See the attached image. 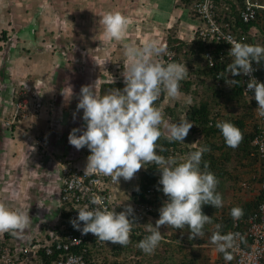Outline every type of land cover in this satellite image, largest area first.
<instances>
[{"label":"built area","instance_id":"1","mask_svg":"<svg viewBox=\"0 0 264 264\" xmlns=\"http://www.w3.org/2000/svg\"><path fill=\"white\" fill-rule=\"evenodd\" d=\"M175 1L199 19V23L192 27L190 41L197 38L220 44L224 48L219 52L205 50L201 54L196 51L195 54L176 55L167 41L151 45L149 52L153 51L154 57L143 65L145 73H141L135 83L136 89L143 92L136 107L142 111L137 130L128 135V139L118 136L109 141L108 137L101 135L92 144L85 139L83 149L88 155V162L84 166L65 154L56 159L61 174L56 216L52 220L45 217L29 244L20 245L6 233L9 230L7 222L23 220L20 216L22 213L16 209L9 211L4 221L6 226H0V264H106V249L110 248L115 238L125 236L130 240L132 233L145 235L143 223L146 219H154L152 212L156 209L150 201L155 199L158 186L153 185L144 190L137 185L130 190L126 200H119L118 172L126 174V171L113 160L115 148L127 140L153 137L154 129L162 126L159 125L163 120L161 115H167L164 108L169 101L168 74L173 71L176 78L184 72L183 67L188 66L197 70L184 76L185 80L194 81L193 87L196 88L197 82L206 81L220 93L217 114L209 121L210 126H223L241 112V108H227L226 104V95L234 88L236 75L242 96L247 106L254 111V136L251 143L256 148L257 160L241 186L253 195L261 196V200L246 218H241L239 212L234 211L232 219L237 229L230 231L229 241L217 247L220 250L229 248L234 253L231 264H264V82L260 74L264 31L262 25L251 23L258 20L257 13L264 8V0ZM238 20L251 25L243 28L242 24L236 23ZM223 62L235 63L237 66L226 73L215 72L212 77L201 72L205 67L212 68ZM108 72L109 68L106 69L107 75ZM150 81L154 89L148 90ZM98 106H101L100 103ZM186 113L187 108L183 115L186 116ZM15 117L16 114L13 118L6 117V125L11 126ZM37 144L38 147L48 148V137H38ZM152 148L158 149L154 143ZM169 150L168 159L178 160L180 153L172 146ZM152 160L153 155H148L144 167ZM164 175V171L159 172L157 180L161 181ZM141 192L147 199L142 200ZM241 230H245L244 242ZM145 236L150 238L153 234Z\"/></svg>","mask_w":264,"mask_h":264},{"label":"crops","instance_id":"2","mask_svg":"<svg viewBox=\"0 0 264 264\" xmlns=\"http://www.w3.org/2000/svg\"><path fill=\"white\" fill-rule=\"evenodd\" d=\"M90 1L87 0V3ZM127 2L130 3L129 6ZM113 3L114 0H110V6L115 7ZM82 4L83 0H0V224H3L6 210L9 209L6 202L12 200L11 203L15 204L16 211H21L25 217V223L16 227V234L20 228L34 229L45 217L52 216L54 206L51 203L60 196L58 178L60 172L54 165L52 159L54 156H51L52 150L59 147L54 140L62 141L63 138L65 142L63 148L66 153H70L67 151L74 150L75 143L78 145L85 140V128L93 127L99 112L97 109L99 99L94 98L95 103H85L82 106L81 103L75 102L77 101L75 97L67 95L66 90H70L71 86L75 87L77 80L74 79V84H66L64 71L60 73L62 66L59 64V58L65 60L59 49L63 48L65 42L59 44V47L53 45L58 39L67 40L77 33L76 30L65 31L64 24H67L68 19H75V28H80L79 24L81 26L83 23ZM121 6L125 8V17L126 15L130 18L134 17L132 19L110 17L106 23L110 24V53H112L110 58L114 55L113 52L120 55V59L116 61L110 59V77L124 82L134 83L143 72L136 62L140 58L134 57L138 54L142 57L144 51H149L150 43L167 39L172 31L180 39L189 41L193 36L192 27L199 23L198 18L194 17L186 7L177 5L175 0H122ZM54 9L59 11L58 14ZM173 19H179L178 27L173 25ZM119 22L123 25L129 22L136 31H132L133 33L118 31ZM94 29L93 25L90 30ZM3 30L7 31V35L13 30L16 34V42H13L8 49L5 48V41L1 38ZM142 31L146 36L143 35V39H140L139 34ZM78 33L81 34L82 31ZM113 33L122 36L121 44L112 41ZM132 40L137 43H132ZM147 43L149 45H146ZM115 45L119 46L118 50L115 49ZM137 49L142 51L139 52ZM7 51L10 60L4 74L1 69L5 65L4 56ZM92 59H83V61L93 63L95 60ZM73 61L75 62V59ZM74 62L70 63L74 65ZM126 62L132 64L128 69L126 68V72L132 70V73L121 74V70L124 71L122 65ZM114 63L120 64L114 65ZM65 64L66 61L63 66ZM114 70L118 76H115ZM56 71L57 76L63 78L54 79ZM75 72L77 79H80L79 73ZM96 74L89 71V80L85 79L88 88V84L91 85L92 82L95 85V81L99 83L98 87L101 86V79L106 75L97 74L96 77ZM85 75L86 73L84 78ZM83 80L81 83H84ZM81 86L82 84L79 88ZM19 87L23 91L17 97L14 89ZM17 103L22 108L19 109L15 123L7 126L5 117L17 110ZM74 103L75 106L79 105L76 113ZM79 113L84 116L81 117L82 114L78 115ZM76 123L81 125L78 126ZM43 134L49 138L54 137L48 149H42L37 145L38 137ZM72 139L75 141L74 144H70ZM81 146H78L79 149ZM16 241L19 242V239L16 238Z\"/></svg>","mask_w":264,"mask_h":264},{"label":"trees","instance_id":"3","mask_svg":"<svg viewBox=\"0 0 264 264\" xmlns=\"http://www.w3.org/2000/svg\"><path fill=\"white\" fill-rule=\"evenodd\" d=\"M182 1L187 2L189 0ZM257 14V19H264V8L259 9ZM254 22L256 21L251 23ZM236 23L242 24L243 28H248L251 25V23H242L240 20L236 21ZM1 38L6 41L8 48L12 46L13 39L16 37L8 38L7 31L3 30ZM167 40L169 47L175 50L176 55L195 54L196 51L201 54L205 50L219 52L224 48L220 44L208 43L197 38L191 41L180 39L175 32L173 35H169ZM57 41L60 42L59 39ZM63 48H66L64 43ZM73 52H75L73 53L74 56L78 57V51L73 50ZM5 56V65L1 69L4 74L8 65V60ZM261 65L260 74L264 82V55H262ZM236 66L235 63L223 62L216 64L212 68L205 67L201 72L212 77L215 72L223 71L226 73L235 69ZM142 70V73H145V68ZM76 71L80 73V71ZM183 71V73L175 76L176 78L172 83V91L174 94L184 93L189 95L191 99L188 102L186 118L193 123V134L186 135L182 133V127L179 125L172 135L165 133L162 127H156L153 137L159 146V150L154 155L152 162L140 171L141 189L145 190L153 185L158 186L154 195L155 199L150 201L156 209L153 213L157 217L162 218V221L168 223L170 227H173L174 231L170 236L173 237L172 240H176L178 243L175 245L173 243L165 244L159 238H148L145 235L150 232L146 227L143 229L145 235L132 233L130 241L125 236L120 239L115 238L110 243V248L106 249V264H121L118 259L124 254V251L134 260L135 264H210V256L206 253V249V252L204 251L203 245L212 238L215 241L222 240V238L228 236L229 230L232 228L233 219L231 214L235 205L220 206L218 189L223 183V178L231 175L230 169L225 165L226 161L230 162L232 158H235L241 165L245 163L250 167L257 160L256 148L251 146L253 134L247 131V120L251 111L245 112L239 117L231 118L225 126H210L209 121L217 114L216 105L220 93L215 89L214 85L212 87L206 81L197 82L195 88L193 87L194 81L185 80L184 76L197 72L193 66L183 67ZM173 76L174 72L171 71L168 74V80ZM75 80L79 82L76 76ZM126 82L117 78L102 84V94L99 99L101 110L96 116L95 127L92 132L96 138H99L104 133L108 138H113L117 137L121 130L129 133L130 130L134 129V126L128 128L123 118L126 116V111L132 110V108L136 110L138 116L139 114L141 115L142 111L137 110L136 107L143 92L138 91L134 83ZM204 85H206L207 89L210 87L213 90L209 89V92L205 88L207 92L203 91ZM240 86L238 75H236L234 88L229 95H226V102L230 105L233 103L237 107L247 105L245 98L242 96ZM148 87V90L154 89L152 81L149 82ZM168 96L172 97L170 91ZM178 97L181 99L179 94ZM179 105L180 102L177 99L174 105L171 106L170 103L165 105V112L169 111L171 115L176 114L175 109L172 108L176 107L177 109ZM155 106L157 107V105ZM248 108L250 110V107ZM116 110L118 113L115 112ZM112 120H115V126L114 128H109V121ZM132 122L134 123L135 119ZM187 137H190L195 142V145L185 147L183 139ZM170 146L180 153L178 161L177 159L174 160L175 162L177 161L174 164H177L180 173L178 181L181 180L180 182L185 189L178 186L177 183L173 184L171 182L173 178L172 171L168 168L165 169ZM252 152L254 155H251ZM189 161L193 163L192 169L187 168ZM251 169L252 167L244 171L249 173ZM161 171H164L165 175L161 181H158L157 175ZM196 172L200 174V180H195ZM141 195L142 200L147 199L143 196V192H141ZM260 198L256 196L250 201H243L235 210L239 211L241 218H246L254 211ZM235 204L238 205L237 203ZM180 230L185 234H179ZM143 244L147 247H144ZM186 244L190 246L186 247ZM233 258L234 253L231 250H220L219 257L214 262L215 264H226V259L232 262Z\"/></svg>","mask_w":264,"mask_h":264},{"label":"rangeland","instance_id":"4","mask_svg":"<svg viewBox=\"0 0 264 264\" xmlns=\"http://www.w3.org/2000/svg\"><path fill=\"white\" fill-rule=\"evenodd\" d=\"M113 4L115 7L110 6V0H91L88 3H87V0H83V4H82V7H83V12H82L83 23L81 26L79 24L80 28L79 29L75 28L76 27L75 19H68V21L65 20V21H67V24H64V26H65L64 30L65 31L74 32L76 30L77 33H74L73 35H71L69 37L71 39H69V38H67V40L59 39L60 42L59 41L53 42V45H56L57 47L60 46L59 44H62L63 42H65L64 46L66 48H60L59 49L64 56L63 57L64 60L66 61V64L63 66L65 61H63V59L59 56L60 57L59 58V64L62 66V67H60L61 68L60 73H62L64 71V75L66 76L65 80H64L65 83L66 84L67 83H69V84L73 83L74 84V79L76 76L75 71L76 70L80 71V73H79L80 79H78L79 82L75 81V84H74L75 87L71 86L72 88L70 90H66V91L68 93L67 95L75 97L77 99V101H75V102L79 103V104L81 103L82 106H84L85 103H90V104H92L93 102L95 103V99L98 100L102 94V85L99 88L97 86L99 83H96V81H95V85H93L92 82H91V85L88 84L89 85V88H88L86 80L87 79L89 80V75H88L89 71H92L95 74L97 73V74L102 76L104 74L107 75L106 69L109 68V72H108L109 74H108L107 78L111 80L112 77H110V59H111V61L112 60L116 61V60L120 59L119 58L120 55H117L116 52H113L114 55H111V58H110V54H112V53H110V36H109L110 35V24H108V22L106 23V20L110 19V17H112V18L114 17V19L119 18V17H121V19H126V18L132 19L134 17L133 16L132 18H130L128 15H126V17H125V14H126L124 12L125 8L121 6L122 0H114ZM127 4H128V2H127ZM129 5H130V3L128 4V6ZM117 6L118 7L120 6V7L118 8ZM54 10H56V9H54ZM56 12L58 14L59 11L56 10ZM61 15L63 16V13ZM178 21H179V19H173V25L175 27L179 26ZM261 22H263V19H261ZM93 25L95 26V29L92 31V30H90V28L92 29ZM152 25L154 26L155 22ZM117 26H118V29H117L118 31L123 30V31H127V33H128V31H130V33L132 31H136L135 28L132 29L133 26L131 24H129V22L127 24L124 23V25L121 24V22H119L117 24ZM77 27H78V24H77ZM80 30L82 31L81 34L78 33V31H80ZM113 34H114V36L112 37V41L115 44H118V43L121 44L123 42L122 36H120L117 33H113ZM143 35L146 36L143 31L140 32L139 38L143 39V37H144ZM72 36H75V37H72ZM7 37L8 38L9 37H13V38L16 37L14 30L12 31L11 34L7 35ZM140 39H139V41H140ZM132 41H133L132 43H137V42H135V40H132ZM162 41H158L157 43L162 42ZM13 42H16V38L13 39ZM157 43L152 42L150 44L153 45V44H157ZM146 45H149V44L147 43ZM5 48L6 49L9 48V47L7 48L6 41H5ZM117 48L119 49V46L116 47V45H115L116 50H118ZM74 49L76 51H78V53H79L78 57L74 56V54H73V53H75V52H73ZM137 51L141 52L142 50L140 51V49L139 50L137 49ZM8 56H9V51L6 54L8 64H9L10 59ZM136 56L134 57L135 59L136 58L141 59V60L138 59L136 61L138 64L137 63L136 64L139 65L138 66L139 69L142 70V69H144L143 65H146L150 61H152L154 54H153V51L149 52L148 50H146L143 52L142 57L140 54H138ZM92 58L95 60V61H93V63L90 61L89 62L83 61V59L90 60ZM74 59H75V62L73 61ZM126 59H128V58H126ZM70 62H74V65L78 66V68H76ZM119 64L120 63H114V65H119ZM131 65L132 64L129 62L124 63L122 65V68H124L125 72L123 70H121L120 73L121 74L132 73V70L126 72V68L128 69V67H130ZM7 67H8V65H7ZM106 67H108V68H106ZM114 71H115L114 72L115 76L116 75L118 76V74H116V70H114ZM118 72H119V70H118ZM7 73L8 74L10 73L9 68H8ZM84 73H86L85 78H84ZM55 74H56V77L54 79L58 78V80H59V79L63 78V76H60V75L57 76L58 75L57 71L55 72ZM97 74H96V77H98ZM83 78H84V80H83ZM115 78H117V77H115ZM81 80H83L84 83H81ZM168 81H170V87L169 88L171 91L173 89V86H172L173 82H172L171 78H169ZM80 84H82L81 88H79ZM207 86H208V84H207ZM205 88H206V85H204V89H202V90L203 91L208 90L210 92L209 89L206 88V90H205ZM22 91L23 90L20 87L14 89V92L16 93L17 97L20 96V93L22 94ZM178 94L181 97V99H179L180 105L177 106V109H176V107L172 108V109H175L176 114L171 115L168 111L166 116H164V117H163V115H161L162 117L159 116L161 119H163L159 125H162L161 127H162L163 131L169 135H172L173 133H175L176 127H178V125L180 127H185V126L187 127V125L191 124L190 121L187 122V120L184 119V117H186V116L183 115V112L185 111L186 107H188V102H190L191 99H190L189 95H186L184 93H178ZM176 97L174 96L173 99L169 98L168 104L169 103H171L172 105L175 104V101L178 99V96H176ZM161 105H163V104H161ZM73 106L76 108L74 110V112L76 113V111L78 110L77 108H79L78 107L79 105L77 104L75 106V103H74ZM97 109H99L98 106H97ZM115 112L118 113L117 110ZM9 113H11V110ZM80 114H82V113H79L78 115H80ZM14 115H15V110L11 115H7L6 117L13 118ZM82 116H84V114H82L81 117ZM6 117H5V121H6ZM137 118H138V114H137L136 110L132 108V110L126 111V116H125V118H123V120L128 125V128H132L135 124V122L133 123L132 120L133 119L136 120ZM77 124H78V126L81 125L79 123H76V125ZM108 125H109V128H114L115 120L109 121ZM94 126H95V122L93 123V127ZM124 131L125 130H121L119 132V134L125 133ZM186 131L187 130L185 128H183L182 133H185L186 135H188V134L192 135L193 134V132L192 131L190 132V130L187 131L188 133H186ZM105 132H106V130H105ZM195 136H197V135H195ZM198 136H199V134H198ZM53 138L54 137H50V138L48 137L49 142ZM74 138L75 137L73 136V139ZM148 138L140 139L139 141L136 140L132 144L129 143L126 146V148L122 149L121 157L123 158L124 162L128 163V165L130 167V168L128 167V170L131 171V173L129 172V174L130 175L133 174L132 178H135V176L139 175L140 171H142V169H144V164H145L146 158L144 159L143 154H141V153L148 151L149 153L153 154L154 148H152V144H150L152 138L151 139L150 138L148 139ZM73 139L71 140L70 144L75 143V141ZM54 142H57L59 147L54 148L52 150L53 152H55V153L65 152V149L63 148L65 146L64 145L65 142L63 141V138H62V141H61V139H55ZM183 143H184L185 147L186 146L191 147L192 145H195V142L192 141L190 137L183 139ZM80 145H82V143H80V144L78 143V145H77V143H75V149L68 151V152H70L71 157L73 159L77 158L82 164H84L86 159H87V155L82 152V149L81 150L79 149L78 146H80ZM123 154H125V157L123 156ZM176 162L175 161H167V164H166L167 168L170 169L172 171V174H173V178H172L171 182L173 184L177 183L178 186L184 188V185L180 182L181 180L178 181L180 173L178 171L177 164H174ZM225 165L227 168L230 169L231 175L225 176L223 178V181H222L223 183L220 186V188L218 189L219 194H220V198H222V196H224V201L226 203H234V204L235 203H241L243 201L245 202V201L252 199L253 194L249 190H244V189L240 188V182L246 176V174L243 172V170H246L249 165H247L245 163H244V165H241V163H239L237 161V159H235V158H232V160L230 162L226 161ZM246 165H247V167H246ZM122 176L125 177V174L123 173ZM60 177H61V174L58 175V178H60ZM34 187H36V184ZM126 190H127V187H125V189L122 192H120V198L124 196ZM59 192H60V190H59ZM57 195H59L58 192H57ZM58 200H59V196L53 203H51L54 207L52 208V216H50L49 220H52L53 217H55L57 214L56 206H57ZM11 201L12 200H8L6 202L9 206L8 208L9 209H16L15 204L11 203ZM21 203H23V202H21ZM220 203H221V201H220ZM145 227H147V230L149 232L152 231L154 233L162 235V237H164V238H162V240L164 241V239H165L167 242H169L168 244H170V243H173V245L176 244L174 242H170V240H171L170 235H172V232L174 231L173 227H170V225L168 223H166L165 221H162V218L161 219L157 218L155 220V222L147 221ZM36 233L37 232L35 231V227H34V229L20 228V230L17 232V234L15 233L14 236H15V238L19 239L18 243L20 245H23V244H29L30 236L35 235ZM175 233H178V232H175ZM179 234H185V233L182 230H180ZM167 242H165V244ZM189 246H190L189 244H186V247H189ZM205 249L207 252L205 251ZM204 251L206 253H208V255L210 256V260H211L210 264H215L214 260L217 258V256L219 257L218 252L214 248H209L207 246L204 247ZM146 254H148V253H146ZM118 260L120 261L121 264H135V262H133L134 260L125 251H124V254H122V256L119 257Z\"/></svg>","mask_w":264,"mask_h":264},{"label":"clouds","instance_id":"5","mask_svg":"<svg viewBox=\"0 0 264 264\" xmlns=\"http://www.w3.org/2000/svg\"><path fill=\"white\" fill-rule=\"evenodd\" d=\"M255 24H257V25H262V29H264V19H263V22H261V19H258V20H256V22H254ZM3 40V39H2ZM163 41H167L168 42V40L167 39H165V40H163ZM162 41V42H163ZM190 41V40H189ZM160 43V42H159ZM158 44V43H157ZM194 73H196V72H194ZM191 74H193V73H191ZM108 77V75H106V76H104L103 77V79H105L106 81H102L103 79H101V85L103 84V83H105V82H107L108 80H110V79H108L107 78ZM171 78V80H172V82H174V80H175V78H174V76L173 77H170ZM138 79V78H137ZM137 79H136V81L134 82V85H135V83L137 82ZM171 82V83H172ZM167 85H168V87H170V81H168V78H167ZM101 87V86H100ZM99 87V88H100ZM169 91H170V89H169ZM171 93H172V97H170V96H168L169 98H174V96L176 97V96H178V94L177 93H173V91L171 90L170 91ZM99 98V97H98ZM177 98V97H176ZM100 99V98H99ZM178 99H180L179 97H178ZM99 103H100V100H99ZM18 104L19 103H17L16 104V107H17V110L15 111V114H16V116L18 115V113H19V109H21L22 107L19 105V107H18ZM227 104V108H233V107H236L237 109L238 108H241V112L239 113V114H237V116L236 117H239L240 115H242V114H245V112H249V111H251V112H249L250 113V116L248 117V120H247V131H250L252 134H253V136H254V133H253V129H252V126H253V121H254V118H253V110L252 109H250L249 110V108H248V106L246 105V106H240V107H237L236 106V104L235 103H233V104H229L228 102L226 103ZM98 105V104H97ZM101 105V104H100ZM174 105V104H173ZM99 107V106H98ZM101 108V106L99 107V109H98V114L100 113V109ZM187 109H188V107H186ZM97 114V115H98ZM15 116V115H14ZM16 118V117H15ZM139 116H138V118L135 120V124H134V129H132V130H130V132L129 133H123V134H119L118 136H125L127 139L129 138V136L128 135H130L131 133H133L135 130H137V127H138V125H139ZM184 119L185 120H187V118L186 117H184ZM187 122H189L188 120H187ZM15 123V122H14ZM192 123V122H191ZM228 124V122L225 124V125H227ZM192 125H193V123L192 124H189V125H187V127L185 126V127H182V130H183V128H185L187 131L188 130H190V132L192 131ZM225 125H223V126H225ZM86 129V131H84V134H85V139L87 140L88 139V142H90L91 144L94 142V140L95 139H98V138H96L95 137V135H93L92 134V132H93V129H94V127H92V131L90 130L91 128H85ZM186 131V132H187ZM188 133V132H187ZM102 135H104V136H106L105 135V133L104 134H102ZM117 136V137H118ZM107 137V136H106ZM117 137H113V138H108V140L109 141H113V139H115V138H117ZM148 138V137H147ZM152 138V140H151V142H150V144H155L156 146H157V151L159 150V146L156 144V142H155V140H154V137H150V139ZM253 138V137H252ZM142 139H144V138H142ZM149 139V138H148ZM136 140H138V139H136ZM136 140H127V141H125L124 143H122V144H119L116 148H115V154H114V156H113V160H115L116 161V163L118 164V167L119 168H123L125 171H126V174H125V177L124 176H122V173H121V171H119L118 172V176L120 177L119 178V185H118V190H117V194H118V197H119V200H121V201H124V200H126V198H127V196H128V194H129V192H130V190L133 188V187H135V186H139V188H140V174L139 175H137V176H135V178H132L133 177V174H129V172L131 173V171H129L128 170V167H129V165H128V163L127 162H124L123 161V158L121 157V152H122V149H124V148H126V146L130 143V144H132L134 141H136ZM139 141V140H138ZM251 141H252V139H251ZM82 143V146L80 147V150L82 149V152L83 153H85V151H84V149H83V141L81 142ZM38 145V144H37ZM49 145H50V142H49ZM251 146H252V143H251ZM40 148H42V149H48V148H45V147H43V146H39ZM253 147V146H252ZM254 148V147H253ZM157 151H156V149L154 148V150H153V154H151V153H149L148 151L147 152H144V153H141V154H143V158L145 159V158H147V156L148 155H153V158H154V155L157 153ZM68 152V151H67ZM62 154H65V155H67L69 158H71V159H73L72 157H71V154L70 153H66V152H57V153H55V152H52L51 153V156H54L52 159H53V162H54V165H55V167L59 170V166L57 165V160L56 159H58L60 156H62ZM86 155H87V153H85ZM251 155H252V153H251ZM123 156L125 157V154H123ZM73 161H75L76 163H78L79 165H82V166H84V165H86L87 164V162H88V155H87V159H86V161H85V163L84 164H82L77 158L76 159H73ZM167 161H174V160H169L168 158H167ZM167 164V163H166ZM148 166V165H147ZM246 167H247V165H246ZM252 166H248L247 167V170L249 169V168H251ZM130 168V167H129ZM146 168V166L144 167V169ZM187 168L188 169H192L193 168V163H191L190 161L187 163ZM165 169H167V165H165ZM143 170V169H142ZM59 172H60V170H59ZM243 172L246 174V176L242 179V181L240 182V188L241 189H243L242 188V186H241V183L246 179V177L248 176V174L249 173H247V171H244L243 170ZM250 172V171H249ZM195 180H200V174L198 173V172H196V174H195ZM125 187H127V190H126V192H125V194H124V196L123 197H121L120 198V192H122L124 189H125ZM257 196V195H256ZM255 195H253V197H252V199L253 198H255L256 197ZM258 197H261V196H259L258 195ZM251 200V199H250ZM250 200H248V201H250ZM260 200H261V198H260ZM260 200L258 201V203L260 202ZM220 201H221V203H220ZM247 202V201H246ZM219 203H220V206H233V205H235L234 206V211H236L235 209H237V207H239V204H241V203H243V202H241V203H237L238 205H236V204H234V203H226L225 201H224V196H222V198H220L219 199ZM258 203H257V205H258ZM9 211H11V209H8V210H6V215H5V218H4V221L7 219V215H8V212ZM18 211V210H17ZM234 211H233V213H234ZM21 211H19V213H20ZM154 212V211H153ZM152 212V215L154 216V219H146V221L143 223V225H144V227H142L143 229L144 228H146L145 226H146V222L147 221H153V222H155V220L157 219V218H160L159 216L157 217L154 213ZM239 212V211H238ZM22 213V212H21ZM233 213L231 214L232 216H233ZM20 216L21 217H23V220L21 219V220H19V219H16V221H14V222H7V224L9 225V230H8V232L6 233V236H12L15 240H16V238H15V233H16V227H19L20 225H23L24 223H25V217H24V214L22 213V214H20ZM161 219V218H160ZM4 221L2 222L3 224H0V226L1 227H5L6 225L4 224ZM41 223V222H40ZM40 225V224H39ZM38 224H37V226H35V231H36V229H37V227L39 226ZM239 228V227H238ZM234 229H237L236 227H234V224L232 225V228H230V230H229V233H230V231L231 230H234ZM144 231V230H143ZM242 231V235L244 234V232H245V230H241ZM150 233L151 234H153V237L151 238V239H157V238H159L161 241H163L162 240V238H164V237H162V235H160V237H159V234H157V233H154V232H151L150 231ZM229 233H228V236L227 237H224V238H222V240H219V241H215L213 238L212 239H210V241L209 242H207L206 244H204L203 246L205 247V246H207V247H209V248H214L217 252H218V255H219V252H220V249H219V247H217V245L218 244H223V243H225V242H227V241H229L230 239H229ZM33 236V235H32ZM32 236H30V239H31V237ZM214 238H216V236H214ZM29 239V240H30ZM130 239H131V236H130ZM173 239V237H171V240H170V242H174V243H178V241H176V240H172ZM159 240V241H160ZM242 240H243V242L245 241V237H244V235H243V238H242ZM130 241V240H129ZM164 242H167L165 239H164ZM167 243H169V242H167ZM144 247H147L146 245H143ZM226 250H230L229 248L228 249H226ZM217 258H218V256H217ZM141 259H144V258H141ZM232 262H229V260H227L226 259V264H231Z\"/></svg>","mask_w":264,"mask_h":264}]
</instances>
